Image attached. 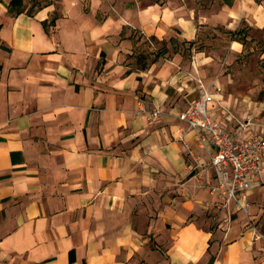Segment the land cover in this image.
Instances as JSON below:
<instances>
[{
    "label": "crops",
    "instance_id": "0c3cea01",
    "mask_svg": "<svg viewBox=\"0 0 264 264\" xmlns=\"http://www.w3.org/2000/svg\"><path fill=\"white\" fill-rule=\"evenodd\" d=\"M10 1L0 0V264H264V232L241 216L214 226L225 216H216L211 194L212 148L175 116L200 84H218L223 92L208 105L215 120L240 136L264 135V124L241 114L246 102L219 75L205 73L214 60L203 52L146 68L126 61L133 42L125 28L192 41L203 23L197 8L62 0L59 10L47 4L12 17ZM227 4L220 15L233 28L249 14L243 1ZM230 43L239 54L242 43ZM251 186L256 214L264 174Z\"/></svg>",
    "mask_w": 264,
    "mask_h": 264
},
{
    "label": "rangeland",
    "instance_id": "374dc122",
    "mask_svg": "<svg viewBox=\"0 0 264 264\" xmlns=\"http://www.w3.org/2000/svg\"><path fill=\"white\" fill-rule=\"evenodd\" d=\"M62 0H24V13L31 9V16H35L42 6L50 4L55 5L59 10ZM143 4H151L153 1L161 3L163 0H143ZM189 7L197 8L196 20L203 23L196 24V35L192 41L193 46L189 47L183 41H177V46L171 45L170 41L161 40L157 37L148 38L140 31L124 29V36L131 35L133 42V54L131 63L138 65L134 60L133 55L149 53L162 47L168 49L167 58L172 57L174 49H177L176 55H181L186 62H193V57L198 52H203L206 56L212 58V65L208 66L205 73L219 75L224 82L226 91L230 92L239 102L245 101L240 109L241 114L245 112L248 115H253L255 121L264 124V0H187ZM244 2L245 11L248 15L242 18L237 26L231 28L228 20L220 15L225 3L231 4L230 7H235L237 2ZM227 4V5H228ZM222 8V9H221ZM23 13V14H24ZM57 15V13H55ZM216 18L217 20L205 22ZM245 29L247 37L244 40V45L239 54L230 49L231 35L230 31H239ZM186 41V40H184ZM173 46V47H172ZM174 48V49H173ZM166 58V57H165ZM255 107H258L257 111ZM264 196V192L261 193ZM258 197V191L253 195L256 206V214L249 213L248 217L231 213V220L234 217H243L245 224L253 225L260 232H264V203L255 201ZM218 212V213H217ZM216 212L217 214L220 211ZM222 214V213H221ZM219 214V217H222ZM222 222V219L215 222L217 227ZM225 226L227 223L224 224ZM246 226V225H245Z\"/></svg>",
    "mask_w": 264,
    "mask_h": 264
},
{
    "label": "built area",
    "instance_id": "2783aa9c",
    "mask_svg": "<svg viewBox=\"0 0 264 264\" xmlns=\"http://www.w3.org/2000/svg\"><path fill=\"white\" fill-rule=\"evenodd\" d=\"M208 91L199 85V97L192 101L185 111L175 117L187 126L196 141L203 148L211 147L208 168L213 171L217 182L211 189L216 198L218 211H223L222 222H231L232 209L249 216L251 203L249 192L254 179L264 174V135L254 132L240 136L226 129V124L214 119L208 105L221 95L223 89L218 84ZM162 113L160 108L147 113L149 122H154ZM177 140L187 148L190 156L198 163L191 145L184 133H179Z\"/></svg>",
    "mask_w": 264,
    "mask_h": 264
},
{
    "label": "trees",
    "instance_id": "16d2710c",
    "mask_svg": "<svg viewBox=\"0 0 264 264\" xmlns=\"http://www.w3.org/2000/svg\"><path fill=\"white\" fill-rule=\"evenodd\" d=\"M23 5H24V0H11L8 4V10H7L8 15H11L12 17H16L20 14H23L24 13ZM30 10L31 9L26 11L27 15L29 16H31ZM229 33L231 35L232 41L242 43L243 45L245 44L244 40L247 37V33L245 29H240L239 31H233V32L230 31ZM122 36H124V32L122 33ZM128 38L132 40L131 35ZM169 41L171 45H173L174 47L177 46L176 45L177 41L175 39H170ZM183 43L188 45L189 47H192L194 45L193 42H189V41H183ZM176 50L177 49H174V53H177ZM168 52L169 51L166 47H162L156 50L154 49L151 52L146 53V54L141 52L138 55H133V57H134V60H136V62L139 65H141L142 68H146L149 62L152 63V62H155V60L159 58L167 57ZM216 211H218V209Z\"/></svg>",
    "mask_w": 264,
    "mask_h": 264
}]
</instances>
